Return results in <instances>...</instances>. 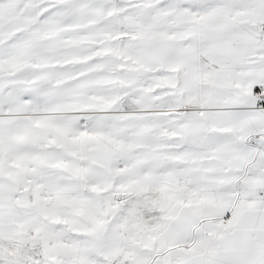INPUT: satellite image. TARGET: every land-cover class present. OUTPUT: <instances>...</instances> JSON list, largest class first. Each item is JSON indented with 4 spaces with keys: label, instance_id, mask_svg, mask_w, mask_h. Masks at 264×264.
<instances>
[{
    "label": "snow or ice",
    "instance_id": "6c2138e0",
    "mask_svg": "<svg viewBox=\"0 0 264 264\" xmlns=\"http://www.w3.org/2000/svg\"><path fill=\"white\" fill-rule=\"evenodd\" d=\"M0 264H264V0H0Z\"/></svg>",
    "mask_w": 264,
    "mask_h": 264
}]
</instances>
